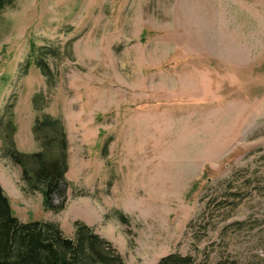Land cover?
<instances>
[{
    "label": "rangeland",
    "instance_id": "obj_1",
    "mask_svg": "<svg viewBox=\"0 0 264 264\" xmlns=\"http://www.w3.org/2000/svg\"><path fill=\"white\" fill-rule=\"evenodd\" d=\"M33 44L48 77L27 64ZM46 116L66 134L60 210L6 152L41 150ZM0 184L21 221L71 240L83 222L126 264H264V0H14L0 12Z\"/></svg>",
    "mask_w": 264,
    "mask_h": 264
},
{
    "label": "trees",
    "instance_id": "obj_2",
    "mask_svg": "<svg viewBox=\"0 0 264 264\" xmlns=\"http://www.w3.org/2000/svg\"><path fill=\"white\" fill-rule=\"evenodd\" d=\"M14 0H0V12ZM32 58L42 73L50 76V69L41 54L42 48L33 44ZM42 128L48 135L41 140V150L23 152L10 147L7 155L20 167V178L28 192L40 191L44 206L60 210L64 200L52 204V194L63 191L66 162V134L63 124L55 118L44 117L33 125L37 135ZM63 194V193H62ZM119 219L126 222L125 216ZM58 223L53 221H21L14 215L10 200L0 184V264H126L110 241L87 224L74 222L72 243L66 245ZM220 264V262H216ZM150 264H202L189 254L170 252Z\"/></svg>",
    "mask_w": 264,
    "mask_h": 264
},
{
    "label": "water",
    "instance_id": "obj_3",
    "mask_svg": "<svg viewBox=\"0 0 264 264\" xmlns=\"http://www.w3.org/2000/svg\"><path fill=\"white\" fill-rule=\"evenodd\" d=\"M63 242L66 244V245H69L72 243V240L69 239V238H64Z\"/></svg>",
    "mask_w": 264,
    "mask_h": 264
}]
</instances>
